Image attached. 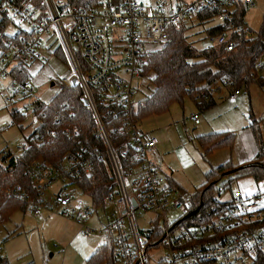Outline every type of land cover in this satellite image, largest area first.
Listing matches in <instances>:
<instances>
[{"label":"built area","instance_id":"1","mask_svg":"<svg viewBox=\"0 0 264 264\" xmlns=\"http://www.w3.org/2000/svg\"><path fill=\"white\" fill-rule=\"evenodd\" d=\"M238 2L100 0L93 7L79 8L60 0H0V78L9 77L5 103L12 116L10 122L0 127V134L15 124L23 135L16 146L3 139L5 145L0 150V165L12 170L26 151L27 140L40 125L34 105L39 99L23 102L21 107L16 104L18 99L33 95L32 78L18 79L10 72L19 62L27 66L39 59L46 48V40L54 35L70 62L73 76L82 87V100L85 99L84 103L92 111L105 142L114 184L118 188V214H111L100 229L87 224L97 209L75 193V189L81 190L72 181L93 170L92 157L86 155L83 148L65 152L56 166L40 160L26 163L23 173L34 181L36 190L31 194L26 187L9 186L4 191L6 197L20 201V210L34 217L58 214L75 221L84 237L91 238L96 232L105 231L113 244L116 264H150L147 237L155 223L163 231L161 241L156 242L165 249L160 264H259L257 255H264V224L227 237L218 236V233L223 228L235 227L241 217L249 213L264 220V207L258 205L260 196L249 200L232 195L224 210L207 211L206 217H211L206 220L199 215L198 220L191 217L179 220V217L169 223L168 212L180 209L185 214V203L180 193L168 186L165 174L149 158L148 152L157 144V139L151 133L140 131L133 121L138 101L135 100L137 85L144 78L141 66L154 47L167 42L168 26L179 23L192 11L206 7L216 9L220 23L226 21L229 29L217 35L214 43L230 50L234 45L231 32L246 31L245 22L236 10ZM243 3L247 7L253 5L252 0ZM74 45L82 50L83 69ZM12 62L15 63L8 70ZM240 93L241 87H234L227 97L234 100ZM96 106L105 108L117 119L112 127L114 133L126 134L116 149L110 144ZM18 115L23 118L18 120ZM187 119L199 123V112L191 113ZM64 132L77 133L75 130L70 132L69 128ZM130 143L137 148L139 160L133 168L124 170L117 156L126 157ZM96 150L97 146L93 145L92 154ZM129 179L130 189L126 186ZM113 196L112 191L105 198L104 211L113 202ZM13 207L18 208L15 204ZM139 209L154 214L149 228L144 230L136 224L135 211ZM0 264H8L3 262L1 255Z\"/></svg>","mask_w":264,"mask_h":264},{"label":"trees","instance_id":"2","mask_svg":"<svg viewBox=\"0 0 264 264\" xmlns=\"http://www.w3.org/2000/svg\"><path fill=\"white\" fill-rule=\"evenodd\" d=\"M64 1L68 6L74 5L79 8H90L98 3V0ZM243 12L244 9H237L241 18ZM217 15L216 9L206 7L192 11L188 16L181 18L179 23L168 26L167 42L154 47L141 66L144 78L149 80L151 89L137 101L133 116L135 123L149 115L167 112L173 103L182 105L187 96L195 101L198 108L207 109L215 103L213 94L215 91H219L222 87L229 91L238 86L242 90L257 77L259 69L264 67L261 61L264 60V17L259 30L252 37H247L243 29L231 32L230 39L234 45L230 50H227L224 45L214 43L217 35L229 29L226 21L207 28L206 36L211 43L197 48L191 35L186 33V28L194 23H203ZM187 21H189L188 24ZM27 72V66L19 62L10 73L18 79H23ZM82 92L79 84L62 83L60 90L49 101L44 102L39 99L34 102L40 120L38 130L27 140L28 147L12 170L8 166L0 165V222L7 221L13 211L22 208L20 201H12V198L6 197L4 191L7 187L23 186L31 194L36 190L34 181L23 173L26 163L40 160L56 166L61 163L65 152L82 148L85 149L86 155L92 157L94 167L90 173L75 177L72 181L80 187L82 193L90 197L96 209L103 210L105 198L115 187V178L105 142L98 132L92 111L81 98ZM97 111L110 144L116 149L117 144L126 138V134L117 135L113 132L112 127L117 119H114L105 108L98 106ZM22 118V115L17 116L18 120ZM67 128L70 132L75 130L77 133L67 134L64 132ZM221 135L200 136L199 142L202 147L206 145V142L209 146L214 142L212 140ZM224 142L227 143L226 140L220 141L221 144ZM93 145L97 146V150L92 154ZM117 157L121 169L124 170L133 168L139 160L137 148L133 143H130L126 157ZM230 173H236L237 177L251 176L256 182L264 179V148L261 147L260 153L248 162L232 165L227 161L212 167L204 174V182L196 186L191 193H186L187 191L177 185L169 174H165L168 186L177 190L185 203L186 213L180 216L179 220L189 217L198 220L199 215H203L206 220L211 217H206L207 211L215 212L214 209L220 208L224 210L231 198L222 200L220 195L231 181L228 180L217 187L216 183L221 177ZM13 204L18 208L13 207ZM254 214L243 215L235 227L223 228L218 236L227 237L240 230L254 229L263 225L264 220H259ZM162 235V228L155 223L147 237L148 247L157 245ZM257 257L258 263L264 264V255L259 253ZM104 262L116 264L111 241L99 246L88 258L89 264Z\"/></svg>","mask_w":264,"mask_h":264},{"label":"rangeland","instance_id":"3","mask_svg":"<svg viewBox=\"0 0 264 264\" xmlns=\"http://www.w3.org/2000/svg\"><path fill=\"white\" fill-rule=\"evenodd\" d=\"M60 1L64 2V0ZM141 1L146 3L153 0ZM170 1L189 2L191 0ZM252 2L253 5L245 6L246 10L243 14L247 37L256 34L264 17V0H252ZM220 22L219 17L215 16L203 23H194L188 26L186 33L191 35V39L194 40V45L197 48H202L211 43V40L206 36V29L216 26ZM21 27L23 26L21 25ZM10 28L14 30L11 25ZM45 45L47 48L41 51L40 58L27 65L28 72L26 76L32 78L33 95L26 99H18L16 102L18 107H21L23 102L29 103L35 98L44 102L49 101L60 90L62 83L69 84L74 77L70 62L54 35L50 36L48 41L46 40ZM74 47L79 55L78 62L83 69L82 50L78 45H74ZM261 61L264 63V60ZM14 63L10 64L8 70ZM0 82V127H2L5 122L12 120V116L5 103V98L8 95L7 83L9 77H1ZM150 89L149 80L146 78L141 79L137 85L135 100L143 98ZM243 89L241 90L242 93L234 100L227 97V88L222 87L219 91H215L213 94L217 102L207 110L209 115H204L206 110L199 111L202 120L201 125H207L205 121L207 122L206 119L209 118L212 123L208 125L211 127H214L220 121L226 127L225 119H230L236 115L235 120L239 118L238 120L243 122L244 119L250 118L252 112L256 114L255 118H264L260 112L256 111L257 104L260 101L255 94L259 93L261 87L256 81H251L250 96L249 92ZM197 108L193 99L187 96L184 98L182 105L173 103L167 112L160 115H149L137 123L140 131L151 133L158 140L156 148H152L148 152L153 164L161 171H173L177 176L180 175L181 179L187 184L186 193H191L196 186L200 185L204 179L205 169H209L211 165H215L216 162L214 161L216 159L223 157L221 153H217L218 155L208 158L209 151L205 153L208 142L205 143L204 147L206 148H203L195 138L193 124L187 118L193 110L198 111ZM259 109L261 110L260 107ZM217 127L221 126H215L216 129H219ZM261 129L264 141V126ZM221 137L219 136L212 141H219ZM22 138L23 135L17 125L14 124L10 129H4L0 134V150L5 145L3 139L16 146ZM235 174L224 175L216 183L217 187L228 180L231 181L226 190L220 195V199L229 200L232 195H241L245 199L251 200L253 197L260 196L258 205L264 207V179L256 182L251 176L237 177ZM130 184L131 180L129 179L126 181L128 189H130ZM75 193L82 196L87 204H91V199L87 194L78 189H75ZM113 194V202L107 206V209L104 211L97 208L96 212L87 220L89 226L100 229L103 227L102 223H105L111 217V214H118L116 208L119 200L117 187L113 188ZM153 215L152 212L143 209L136 210L137 226L141 230L149 228V221ZM182 215L180 209L171 210L168 212L169 223L174 222ZM107 239L109 240V236L105 231L96 232L91 238L80 235L79 225L75 221L58 214L34 217L21 210H15L7 221L0 222V255L3 262L8 264H89L88 258L92 252L98 245L107 242ZM164 254L165 249L161 244L149 246L150 264H160ZM102 264L108 263L104 262Z\"/></svg>","mask_w":264,"mask_h":264},{"label":"crops","instance_id":"4","mask_svg":"<svg viewBox=\"0 0 264 264\" xmlns=\"http://www.w3.org/2000/svg\"><path fill=\"white\" fill-rule=\"evenodd\" d=\"M98 2H99V0H98ZM246 7H245L244 3L242 2V0H239V2L236 5V10L237 9L238 10L244 9V12H245ZM244 12H243V14H244ZM243 17L244 16H242V18ZM243 21L245 22L244 18H243ZM253 81H256V83L261 87L259 93L255 94L258 96L259 101H260L257 104V110L256 111L260 112L261 116H264V67H262L258 71L257 77ZM250 83L251 82H249L246 87H243L244 88L243 90L249 92V96H250V90H249ZM241 93H242V91H241ZM214 100H215V103L211 107H209L207 109L197 108L198 111L193 110L192 113L199 112L200 110H206L204 115L205 116L209 115L207 110L212 108L216 104L217 101H216L215 97H214ZM259 107L261 108V110L259 109ZM252 114L250 115V118L248 117V118L244 119L243 122H242V120H238L239 118L237 120H235L236 115L230 119H225L226 127H224L222 125L221 121L216 123V125H214V127H211L210 125H208V124L212 123L209 118L206 119L207 122L205 121V123L207 125H205V126L201 125L202 124L201 119L199 120V123H193L191 120L188 119V121H190L193 124L194 132L196 134L194 136L197 139V141H200V136H209V135H214V134L215 135L222 134L221 135L222 137L220 138V140L221 141L222 140L227 141V143L224 142L221 144L220 140H219V141L213 142L210 146H207V148L203 147V148H206L205 153L209 151V154L207 155L208 158L213 157L214 155H218L217 153H221L223 156L222 158L216 159V161H214V162H216L215 165H211L209 167V169H211L212 167L218 166L222 163H225L227 161L231 162L232 165H237L240 163L248 162V161L252 160L253 158H255L260 153L261 147L264 148V141H263V137L261 134V130H262L261 128L264 126V118H260V117L255 118L256 114L254 112H252ZM199 118H200V115H199ZM215 126H221V127H217L219 129H216ZM218 130H222V131L219 132ZM217 143H220V144H218L216 146ZM157 145H158V140H157V144L153 147V149L156 148ZM213 145H215V146L212 147ZM209 169H205L206 171H204V174ZM161 172L164 174H169L171 179L177 185H179L182 189H184L186 191L187 184H186V182H184L183 179H181L180 175L177 176V174H175L173 171H169V172L161 171ZM203 182H204V179H203L202 183ZM10 215H9V217H10ZM44 216H48V215H44ZM107 242H109L108 239H107ZM107 242H105L103 244H106ZM101 245L102 244L98 245L96 247V249Z\"/></svg>","mask_w":264,"mask_h":264},{"label":"water","instance_id":"5","mask_svg":"<svg viewBox=\"0 0 264 264\" xmlns=\"http://www.w3.org/2000/svg\"><path fill=\"white\" fill-rule=\"evenodd\" d=\"M70 83H71V84H76V83H78L76 77H73V78L71 79V82H70ZM52 84H53V82H52ZM83 102H85V99H83Z\"/></svg>","mask_w":264,"mask_h":264}]
</instances>
